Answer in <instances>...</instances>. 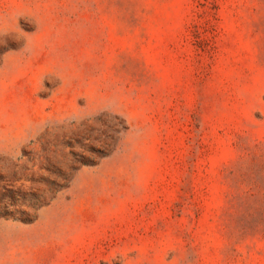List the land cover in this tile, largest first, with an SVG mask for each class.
<instances>
[{"label":"rangeland","instance_id":"rangeland-1","mask_svg":"<svg viewBox=\"0 0 264 264\" xmlns=\"http://www.w3.org/2000/svg\"><path fill=\"white\" fill-rule=\"evenodd\" d=\"M0 264H264V0H0Z\"/></svg>","mask_w":264,"mask_h":264}]
</instances>
